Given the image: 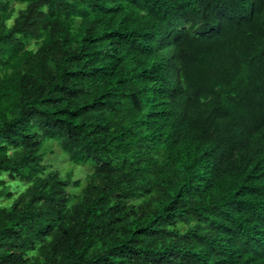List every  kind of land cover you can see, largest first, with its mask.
I'll use <instances>...</instances> for the list:
<instances>
[{"label":"clouds","instance_id":"obj_1","mask_svg":"<svg viewBox=\"0 0 264 264\" xmlns=\"http://www.w3.org/2000/svg\"><path fill=\"white\" fill-rule=\"evenodd\" d=\"M0 264H264V0H0Z\"/></svg>","mask_w":264,"mask_h":264}]
</instances>
